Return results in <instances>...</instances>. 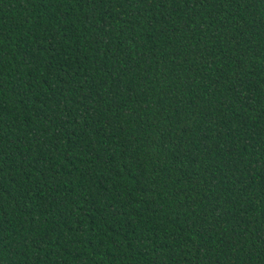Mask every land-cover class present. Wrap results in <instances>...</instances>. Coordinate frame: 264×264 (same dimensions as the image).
Here are the masks:
<instances>
[{
    "label": "trees",
    "instance_id": "obj_1",
    "mask_svg": "<svg viewBox=\"0 0 264 264\" xmlns=\"http://www.w3.org/2000/svg\"><path fill=\"white\" fill-rule=\"evenodd\" d=\"M0 264H264V0H0Z\"/></svg>",
    "mask_w": 264,
    "mask_h": 264
}]
</instances>
